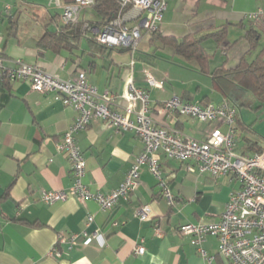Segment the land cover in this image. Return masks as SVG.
<instances>
[{
  "label": "crops",
  "instance_id": "crops-1",
  "mask_svg": "<svg viewBox=\"0 0 264 264\" xmlns=\"http://www.w3.org/2000/svg\"><path fill=\"white\" fill-rule=\"evenodd\" d=\"M167 2L161 36L145 33L135 52L93 51L86 39L73 52H56L43 49L39 42L46 24L55 29L52 16L59 15L61 20L60 6L53 2L44 8L35 1H0V54L6 67L12 68L16 60L24 59L67 80L84 70L99 92L109 90L117 95L112 107L119 111L128 104L125 93L132 76L136 86L150 93V113L159 125L204 139L217 122L164 111L163 105L174 96L203 105L219 104L224 97L218 94L211 78L200 72L197 61L187 60L162 38L207 36L203 44L214 55L212 67L226 63L227 68H236L250 49L246 35L251 29L261 34L258 48L264 46V17H250L262 8V1ZM81 16L95 18L92 7L83 10ZM222 29H226L227 38L219 44L210 35ZM145 68H150L159 81H165L164 88L148 86ZM261 108L264 110V104ZM242 112L237 109V117L249 125ZM77 115L73 106L51 93L33 90L26 81L0 80V264H207L199 247L212 257L213 264H233L220 252L218 236L208 235L197 246L179 229L188 222L221 220L231 194L242 187L232 174L213 177L189 169L188 165L195 164L192 161L171 159L159 152L173 203L147 165L141 169L139 187L122 197L112 210L102 209L93 199L75 196L45 202L44 190L69 189L73 185L72 164L60 144ZM237 138L236 147L240 148L244 141ZM76 140L86 157L85 182L91 190L103 193L121 185L144 148L133 130H117L99 118L79 131ZM146 205L151 212L142 220L138 211ZM85 230L94 234L89 241L72 245L59 241L62 235ZM138 245L146 247L144 254L136 253ZM54 248L59 256L52 253Z\"/></svg>",
  "mask_w": 264,
  "mask_h": 264
},
{
  "label": "built area",
  "instance_id": "built-area-1",
  "mask_svg": "<svg viewBox=\"0 0 264 264\" xmlns=\"http://www.w3.org/2000/svg\"><path fill=\"white\" fill-rule=\"evenodd\" d=\"M96 0H75L62 4L61 0H51L63 9L61 18L64 23L76 22L83 10L92 7ZM121 11L102 26L86 23L88 35L110 47L131 48L133 52L140 48L145 33L160 31L167 0H119ZM9 7V6H7ZM264 16V10L251 14L250 17ZM0 54V80L7 76L11 82L22 80L30 83L33 90L53 94L57 100L73 106L78 115L66 131L60 147L70 158L74 182L69 189L44 190L42 199L47 203L64 200L75 196L80 200L93 199L102 209L112 210L122 197H126L139 187L141 169L147 165L161 184L164 194L173 203L174 196L164 178L159 152L168 158L183 162L192 161L195 168L213 177L232 174L242 187L231 194L229 202L219 222L193 223L180 226V232L191 236V242L200 246L208 235L219 238L220 252L233 264H264V150L254 154H240L236 151L237 137L235 123L237 110L230 101L224 99L219 104L202 105L174 96L163 105L164 111H174L181 115L197 118L204 122H217L207 132L204 139H198L179 130L159 125L150 113V93L136 86L131 76L127 82L125 98L128 104L123 111L112 107L117 95L106 90L99 92L92 85L84 70H80L73 80L62 79L50 74L35 62L24 59L16 60L10 68L4 64ZM145 80L151 88H164L165 81H159L150 68L143 69ZM94 118L104 120L117 130H133L143 141L144 148L135 158L126 178L121 185L109 192H95L85 182L86 157L80 149L76 134L87 128ZM151 208L146 205L138 214L146 220ZM93 216L89 217L92 221ZM94 236L88 231L65 234L59 241L73 244L77 241H89ZM202 256L213 264L211 256L199 247ZM146 247L138 245L137 254H144ZM52 253L60 252L54 248Z\"/></svg>",
  "mask_w": 264,
  "mask_h": 264
},
{
  "label": "trees",
  "instance_id": "trees-1",
  "mask_svg": "<svg viewBox=\"0 0 264 264\" xmlns=\"http://www.w3.org/2000/svg\"><path fill=\"white\" fill-rule=\"evenodd\" d=\"M65 1L66 3H71L75 0ZM92 9L95 18H84L81 16L78 21L71 23H64L62 18L59 20V15L52 16L51 21L55 23V29H49L51 24H46L45 32L39 45L43 49H51L56 52L64 49L73 52L79 49L82 40L86 39L93 51H132L131 48L110 47L103 44L88 35L86 31V23L102 26L114 18L121 11L119 0H96ZM153 34L154 37L161 36L159 31ZM210 36L221 44L227 38V32L226 29H222L212 33ZM206 37L197 38L191 35L180 40L173 37L162 38V40L174 46L176 52L183 55L187 60L197 61L200 66V72L211 78L216 90L223 95L224 99L229 100L236 110L243 107H252L253 102L256 100L260 106L263 105L264 46L258 48L261 44V34L255 29H251L248 32L246 38L249 40L250 49L236 68H227L226 63L212 67L211 62L214 55L203 44ZM5 79L9 81L7 76H5ZM183 99L186 100L184 96ZM235 133L236 137L238 136L241 141H244L242 147H236V151L240 154H254L264 150V137L254 129L253 124L247 125L237 117Z\"/></svg>",
  "mask_w": 264,
  "mask_h": 264
},
{
  "label": "rangeland",
  "instance_id": "rangeland-1",
  "mask_svg": "<svg viewBox=\"0 0 264 264\" xmlns=\"http://www.w3.org/2000/svg\"><path fill=\"white\" fill-rule=\"evenodd\" d=\"M0 1H2L4 4L13 2V0H0ZM28 1L29 2L35 1V3L41 4L40 6H43L44 8L49 7V6L51 7L50 5L51 0H28ZM261 1L262 3L260 4V7L262 6V8H258V10H256L253 14L258 13L261 9L264 10V0H261ZM62 12H63V9H62ZM262 17H257V18H262ZM263 45H264V37H263ZM218 94L221 95V93H218ZM256 104H257L256 101H254L252 107L241 108L243 110L242 114H243V117H245L250 124H253V127L255 128V130L261 136L264 137V110H262V108L259 109V107H257Z\"/></svg>",
  "mask_w": 264,
  "mask_h": 264
}]
</instances>
